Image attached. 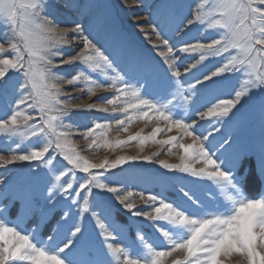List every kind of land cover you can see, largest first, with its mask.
I'll use <instances>...</instances> for the list:
<instances>
[{
	"label": "snow or ice",
	"instance_id": "obj_1",
	"mask_svg": "<svg viewBox=\"0 0 264 264\" xmlns=\"http://www.w3.org/2000/svg\"><path fill=\"white\" fill-rule=\"evenodd\" d=\"M64 6L81 15L94 7L81 0H66ZM46 9V0H0V25L6 29L0 40V100L7 101L0 105V138L8 143L0 150V168L5 169L0 173V264H163L175 252L184 255L172 264H223L220 257L232 253L242 255L245 264H264V196L250 198L242 190L246 180L257 188L264 185V0H205L184 16L180 0H160L152 12V32L161 42L152 45L157 56L143 54L114 28L102 35L91 14L85 22L61 28L44 15ZM196 25L219 30L216 38L208 43L184 40ZM69 35L80 50L64 59L56 49L69 44ZM187 53L199 57L182 72L180 54ZM212 59H220L219 66L205 70ZM74 63L84 67L68 84L83 79L90 95L112 90L114 97L106 101L112 112L127 115L132 110L181 133L180 138L156 141L183 153L179 164L158 161L172 173L162 174L165 182L176 178L175 172L188 173L213 184L228 203L209 209L195 191L179 186L183 203L138 193L150 210L137 208L133 192L115 186L119 182L109 177L112 170L122 171L138 160L151 162L152 156L91 162L71 145L70 128L58 131L65 128L64 117L73 106L60 99L63 77L55 69ZM91 73L105 80L97 81ZM255 115L261 136L245 139L240 130ZM115 123L123 126L124 120ZM110 126L96 123L94 128ZM93 131L90 127L83 135L96 144ZM161 131L157 127L151 136ZM185 136L192 142L180 143ZM26 138L38 142L22 149ZM145 139L129 136L116 144ZM253 158L252 172L241 175L243 163ZM194 161L203 166L193 167ZM25 162V179L14 182L6 174L8 166ZM77 172L84 175L77 178ZM121 210L152 222L171 242L170 249L157 250L140 230L135 242L115 244L130 227L117 223ZM26 220H33L35 228L25 229ZM89 223L100 230V249L93 245ZM169 225L185 234L174 237ZM42 227L47 229L44 237Z\"/></svg>",
	"mask_w": 264,
	"mask_h": 264
},
{
	"label": "rangeland",
	"instance_id": "obj_2",
	"mask_svg": "<svg viewBox=\"0 0 264 264\" xmlns=\"http://www.w3.org/2000/svg\"><path fill=\"white\" fill-rule=\"evenodd\" d=\"M66 0H46L47 9L44 15L53 19L57 25L61 28H71L74 22L79 20L85 22V16L91 14L97 18V29L104 34L105 30L115 29L119 31L133 46L140 50L147 56H157V52L153 51L152 45H159L161 42L152 32V12L154 7L160 3V0H81L82 3L94 5L91 9H86L85 12L77 14L75 11L65 8ZM182 4L181 15H188L193 10L194 5L204 3L205 0H180ZM211 3L212 0H207ZM217 29H209L207 26L196 25L193 26L191 31L183 37L184 40L190 43L204 42L208 43L213 38H216L218 34ZM6 29L0 25V40L5 39ZM147 34V38L145 36ZM69 44L60 46L56 51L64 54L63 58L68 59L72 55H75L80 49L76 46L77 42L69 35ZM173 39L179 40V36L173 37ZM166 51V49H165ZM183 59V65L181 71L188 67L190 64L195 63V57L198 59L199 53H187L180 54ZM59 63V58H57ZM220 59H212L207 62V69L214 70L213 66H219ZM84 66L79 63L71 65L64 64L56 68L55 71L63 77L61 82L62 95L60 99L65 102H69L73 107L72 110L64 117L65 128H58V131H64L66 128L71 129V133L68 137L71 145L75 150L83 157L87 158L91 162H101L105 158L109 162L115 160L119 156H152L151 162H144L138 160L123 165V170H112L114 175L109 179L119 184L115 186H123L127 190L133 192V197L137 208L148 211L150 207L145 204L144 200L139 198L138 193H143L145 198L149 194H159L168 201H181V194L179 193V186H184L187 189L195 191L200 199L209 207L213 209L222 203H228L224 193L220 192L213 184L206 180H198L196 177L191 176L188 173L175 172V177L167 182L163 178V173L168 172L171 176L172 173L169 170L163 169L158 163L159 160H163L171 164H179V157L183 154L181 149L174 145H161L156 141L166 140L170 136L181 137V133L178 130L169 131L168 125L163 121L156 120L155 118L149 119L147 117L141 118V116L132 110H129L127 115L120 112H112L111 106L107 105V99L114 97L112 90L97 91L95 95H90L87 88L90 86L88 82L80 79L75 84H68L66 81L72 79L74 75H78V69H82ZM86 75L89 73H85ZM91 75L97 81H104L105 77L98 73H91ZM6 100H0V105L6 104ZM87 105H96L108 107V112L99 111L97 109H87ZM79 106V107H76ZM0 115H3V111H0ZM151 115V114H150ZM117 119L124 120V125L120 126L115 123ZM96 123L110 124L108 129H95ZM93 128V136L96 138V144H91V138H85L83 132L88 128ZM161 128L163 131L157 133L155 137L151 134L155 128ZM127 128V131H124ZM261 125L259 116L255 115L248 119L246 125L240 130V135L245 139L258 140L261 136ZM138 135L145 139L144 143H140V140L131 141L117 145V141H127L129 136ZM36 138H26L21 141L22 149H28L33 144L37 143ZM180 143H191L190 137H183L179 139ZM15 147V145H12ZM8 143L0 138V150H6ZM171 149V151H169ZM6 154V153H5ZM156 154V155H153ZM56 167H62V164L56 162ZM203 165L199 162H193V167L199 168ZM255 160H246L243 163V171L241 175L247 177L254 169ZM10 172L8 174L14 182L22 181L25 179L28 173L26 162L21 164L9 165ZM5 169L0 168V173H4ZM84 174L77 172V178ZM246 196L255 198L258 196H264V185L257 188L252 182L247 181L242 189ZM187 207V205H184ZM14 218V217H13ZM116 221L118 224L130 227L124 228V234L122 237H118L113 241L117 245L130 244L137 240V231H142L148 240L157 247V250H163L166 246L168 249L171 247V242L162 238V234L154 230L152 222L143 221L142 217H134L131 214L118 212L116 214ZM167 224V222H158ZM33 220H26L24 223L25 229L31 230L35 228ZM175 236L184 235L182 231L176 229L175 226H168ZM89 233L92 236L93 245L96 249H100L102 246L99 243L100 236L99 228L94 223L88 224ZM41 237L47 235V229L43 227L40 229ZM183 253L175 252L168 257L163 258V264H172L175 259H182ZM223 264H245L244 258L239 253H232L227 257L221 256Z\"/></svg>",
	"mask_w": 264,
	"mask_h": 264
}]
</instances>
